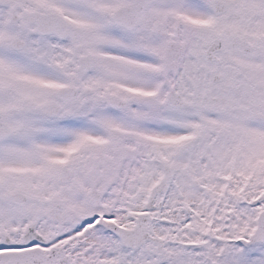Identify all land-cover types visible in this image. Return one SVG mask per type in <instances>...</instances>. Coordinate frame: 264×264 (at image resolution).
I'll return each mask as SVG.
<instances>
[{"label":"snow or ice","instance_id":"1","mask_svg":"<svg viewBox=\"0 0 264 264\" xmlns=\"http://www.w3.org/2000/svg\"><path fill=\"white\" fill-rule=\"evenodd\" d=\"M0 264H264V0H0Z\"/></svg>","mask_w":264,"mask_h":264}]
</instances>
